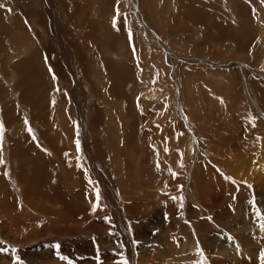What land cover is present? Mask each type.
Here are the masks:
<instances>
[{
  "label": "rangeland",
  "instance_id": "1",
  "mask_svg": "<svg viewBox=\"0 0 264 264\" xmlns=\"http://www.w3.org/2000/svg\"><path fill=\"white\" fill-rule=\"evenodd\" d=\"M25 1L0 0V4L4 5L0 7V10L3 13L6 11L10 18L19 12L16 17L21 16L23 19L25 15L31 23V25H26L28 36L36 41L37 48L42 54V68L50 75L49 77L46 75L43 82L51 87L47 98L48 118L51 117L50 120H52L50 121V129L54 133H59L64 142L67 141V143H63L64 145L67 144L65 156L68 159L66 157L65 159L71 161V156H74L75 159L71 161V164L67 161L65 163L69 164L72 169H68L59 163V156L50 144L43 139L41 127L39 128L38 124H33L32 114L27 113V109L20 106L21 93L18 92L17 95L13 96L10 92V88H14L16 85V81L13 79L8 80L11 77L7 79L3 75V60L1 58L0 85L7 87V101H13L18 106L16 108L17 112L19 116L24 118V130L28 131V135L33 137L40 144L41 149L53 158L52 160L55 164L57 163L56 165L63 166H59L56 177L52 176L51 179L48 177L46 181L51 184H57L61 181L60 184L65 191L75 196L82 195V182L80 177L73 178L68 171L70 170L73 173L74 171L80 172L82 169H86L87 174L92 177L93 185L96 186L100 194L101 206L99 205L96 208L102 207V209H99L102 214L94 217V223L99 226L103 225L105 230L104 233L100 234L99 239L96 238V241L90 230L81 231L83 228L87 229L90 222L77 223V225L74 224L77 229H80L77 233L83 234L79 235L81 237L78 239L73 235L60 234L58 240L56 237L48 240L44 238L37 242L33 241V243L21 245L17 243L15 237L12 238V235L11 237L7 236L6 229H3L1 224L0 256L1 254L4 255L5 259L0 258V264H91L90 262L93 259L96 264H111L105 258L107 252L117 255L120 247H123L120 239L121 227L118 225L121 205L118 206L120 209L115 208L114 204L111 203L112 200L110 201L111 198H114L116 202H120V198L124 195L131 201L132 199L129 196L135 198L140 193H144L138 188L142 183H147L148 179L159 182L166 172V177L170 179L173 176V171L176 174L174 177L177 181L186 182V187L181 182V194L186 197L190 193L188 186L194 180L193 178H198L201 174L198 171L200 166L215 164L212 166L221 171L223 162L219 159L210 158L211 151H213L212 145L216 144L215 135H217L216 130L213 132L215 129L213 123L223 117L229 120V115L240 113L239 111H242V108H246V106L250 107L246 109L251 112L254 111L253 114L263 120L261 126H263L264 115L261 114V106L255 100L256 98H253V91L249 88L244 77L242 76L243 83H239L237 72L234 71L233 74H230V70L239 65L232 64L228 59L222 61L215 58L213 52L216 49L217 36L213 27L216 19L213 15L215 12L212 13L209 9L213 7L211 4L215 0H58V2L55 0H28L33 3L32 8L29 10H26V4H23ZM183 1L186 3L184 6H182ZM188 2L195 5L190 4L191 7ZM244 4L251 7L250 16L252 19L260 21L259 15H257L258 18L256 16L257 10L254 5H251L250 2ZM54 5L55 7H53ZM189 7L195 10H206L208 13L211 12L210 14L214 17L210 16L198 21L189 17L187 11ZM42 8L47 18L51 20V25H43L40 19L36 20L37 23L33 22L32 17L30 19L34 12L36 13ZM236 8L237 5L235 4L229 3L227 5V13L230 17V21L229 18H226L227 23L232 24V20L236 18ZM8 9H11V11H8ZM74 12L76 13L72 14ZM185 18L187 19L185 20ZM73 19H75L74 25L71 21ZM69 23H71V26H69ZM236 23L233 22V24ZM6 24L8 25V23ZM58 24H61L62 27V31L61 28L57 29L61 31L60 34H57L55 28ZM68 27H71L72 30L70 31ZM63 28L66 31H63ZM62 35H64L65 43L61 37H58ZM206 42L208 46L205 52L202 50L205 48ZM7 43L3 53L9 56L8 64H11L10 70H13L16 63L28 56L29 51L23 52L24 50L21 49L22 53L20 46H17V48L19 47L17 49L15 47L17 44L12 41ZM63 44L69 46V49L72 50L73 56L70 60L72 67L69 66V68L67 63H64L65 60L60 53L59 57L64 66L59 70L47 61L44 50L53 47V45L60 46ZM72 47H75L78 52L73 51ZM84 57H86V60L83 59ZM83 63H86L85 66ZM114 69L120 71V74L126 78L125 90L122 89L123 91L120 94L115 93L116 95L113 91ZM146 83H149L147 89L152 93L148 98L143 99L139 94L141 87L143 89ZM223 88L225 89L223 90ZM1 102L4 101L0 100V122L3 125L2 144L5 141V145H2V148L0 147V157L2 155L0 173L4 174V177L7 176L6 178L13 185L15 194L20 196V194L23 195L24 189H22V185H18L17 179L15 180L13 176V165L10 162L12 153L10 152V144L6 142L9 127L2 118L4 104ZM233 105L237 106L239 110H234ZM101 106L106 112L103 116L104 120L102 119L101 125L103 127L95 124L96 127L98 126L96 128L92 125L94 111ZM50 107L53 108L50 109ZM224 108L226 110L231 109V112L229 113V110L225 114ZM208 110H210V113H208ZM139 118L144 119V122L147 120L144 123V129H142V125L140 126L141 131H147V134L145 133L146 138H148L147 143L142 142L137 146L125 145L124 147L125 135L123 133L129 131ZM105 123L116 129L117 136L114 132H112L114 134L112 135L103 131V129H106ZM175 126L176 128L179 127L178 130ZM164 127L167 128L164 130ZM173 127L175 130L172 129ZM227 129L232 130L233 127L228 125ZM154 130L157 131L155 134L158 135L154 134ZM232 131H235V127ZM241 131L240 128L239 132ZM149 133H153V136ZM237 134L239 133L237 132ZM254 137L256 139L257 136ZM97 140L101 146L98 151L106 153L105 164L94 158L96 152L93 151L92 147L98 142ZM247 140L248 144L251 143V137ZM77 141H79V145H77ZM101 141L103 144H101ZM136 147L139 150L142 148L140 150L142 158L140 164V160H138L140 153L135 149ZM178 149L182 150L181 155L176 156ZM67 164L65 165L67 166ZM17 165L20 166V163ZM143 165L146 167H143ZM172 168L174 169L172 170ZM220 173L223 174L222 171ZM207 177L217 180L211 174H208ZM77 181H80L81 185L77 184ZM236 185L240 186V184ZM200 196L201 193L197 192V199ZM89 199L85 200V204L87 203L90 207L94 197ZM262 200L264 201L263 195H252L251 198L247 199L246 204L259 205L260 209L264 210ZM55 207L53 206L54 209L58 208ZM126 215L129 218V223L136 222L134 221L136 216L132 211H126ZM26 218L24 219L25 225L23 224L25 228L14 226L13 234L24 236L21 235L25 233L24 229H33L34 221L39 224H43L45 221L47 223L52 222V220L44 219V216L36 214V212L33 215L29 214ZM105 219L108 220L107 224H104ZM1 222L3 221L1 220ZM58 222L60 223V220L55 219L53 223L57 224ZM54 224L48 227L49 229L52 228L53 232L56 229L55 232H57L59 225ZM185 225L187 226V224ZM140 226L142 227V224ZM38 227L44 229L42 225ZM88 242L94 244L96 255H89ZM65 244L66 247H70V250L64 247ZM56 245H59V248ZM47 255H51L54 261L37 262L40 257L42 259ZM61 257H64V259ZM118 258L114 260L115 263L119 261ZM125 259L128 261L127 258Z\"/></svg>",
  "mask_w": 264,
  "mask_h": 264
},
{
  "label": "bare ground",
  "instance_id": "2",
  "mask_svg": "<svg viewBox=\"0 0 264 264\" xmlns=\"http://www.w3.org/2000/svg\"><path fill=\"white\" fill-rule=\"evenodd\" d=\"M55 1L58 2V0ZM248 2H250L251 5H254L257 10L256 16L259 15L260 21H258V19L254 21L250 16L251 7L244 4ZM229 3L237 5L235 10L237 16L232 21L237 22L238 24L226 22V18H229L230 21V17H228L229 14L227 13V5ZM182 4V6H184L186 3L184 2ZM188 4L192 5L194 3L188 2ZM211 5H213V7L209 9L212 13L215 12L213 15L215 16L214 19H216V22L214 20L215 26L213 27L217 36V41H215V43L217 42L216 49L213 52L215 58L222 61L228 59L232 64L239 65L233 67L234 69L230 70V74H233V72L236 71L239 83H243L242 76L244 77L249 88L253 91V98H256L255 100H257L261 106V114L264 115V0H215ZM53 7H55V5ZM187 11L189 17L195 18L198 21L213 16L210 14L211 12L208 13L206 10H195L189 7ZM75 13L76 12L72 14ZM31 17L33 22L37 23L36 20L40 19L43 25L45 24L48 26L47 15L43 8L36 13L34 12L30 16V19ZM186 19L187 18H185V20ZM71 21H73L72 25H74L75 19ZM22 22L23 19L21 16H13L10 18L6 11L3 13L0 10V57L5 56L3 50H5L4 48L8 44V41L17 44L15 46L16 48L17 46H20V50H24L23 52L29 51L28 56L16 63L13 70H10V66V69H6L8 61L6 62L5 59H2L7 79L8 77H11L8 80L13 79L17 82L14 88H10V92L13 96H15V94L17 95L18 92L21 93V98L19 99L20 106L26 108L28 111L27 113L32 114L33 124H38L39 128L41 127L43 139L48 142L57 153V156H59V163L68 169H72L69 164L65 163L67 161L65 159L67 144L64 145L63 143H67V141L64 142L59 133H54L50 129V121L52 120H50L51 117L48 118L47 98L51 87L43 83L44 77L46 75L49 77L50 75L42 68V54L37 48L36 41L28 36L26 25ZM6 23H8V25ZM70 24L71 23H69V26H71ZM55 28L57 34H60L62 31L61 24H58ZM58 28H61V31L57 30ZM64 29L65 28H63V31H66ZM68 29L70 31L72 30L71 27H68ZM189 31L190 30L188 29V32ZM58 37H61V39H63L62 41L65 43L64 35ZM54 45L53 47H48L44 50L47 61L50 62L55 69L59 70L64 66L65 62L68 67H72L70 60L73 53L72 50L69 49V46L67 47L65 44L60 46ZM207 46L208 44L206 42L205 48ZM72 48L73 51H77L75 47ZM205 48L202 51L206 52L207 48ZM40 49L42 50V48ZM60 53L65 60L64 63L59 57ZM83 59L86 60V57ZM84 64L86 63H83V65ZM120 73V71L114 69V94H120L125 86L126 78ZM148 84L149 83H146L143 89L141 87L139 95H141L143 99L148 98L152 93L147 89L149 86ZM224 89L225 88H223V90ZM0 92L1 96L4 98L2 99L4 102H1L4 104L2 118L9 127L6 142L10 144V152L12 153V159H10V162L13 165L12 172L15 180L17 179L18 185H22L23 188H21L24 189L23 195L20 194V196H17L10 180L6 178L7 176L4 177L5 175L3 174V176L0 173L1 227L6 229L7 236L11 237L12 235V238L15 237L14 239H16L17 243L26 245L44 238L48 240L52 237H56L58 240L59 236L66 234L73 235L78 239L81 237L79 235L83 234L77 233L80 229H77L74 224L77 225V223L84 224V222H90L89 227L87 229L83 228L81 231L90 230L97 241V239L101 237L100 234L104 233L105 229L103 225L99 226L94 223V217L102 214L101 210H99L100 208L102 209V207L99 209L93 208L97 203L101 206V202L100 200L98 202L96 200L97 189L96 186L93 185V181L91 180L92 177L87 174V171H85L86 169H82L80 172L74 171L73 173L70 170L68 171L69 174H72L73 178L80 177V181L82 182V195L78 192L79 195L75 196H72L65 191L60 184L61 181L57 184L47 182L46 179L48 177H50V179L52 176L56 177L59 166L61 167L62 165H56L57 163L55 164L53 162V158L41 149L39 146L40 144H38L33 137L28 135V131L24 130V118L23 116H19L17 112L16 108L18 106L13 101H7V91L5 89L2 88ZM103 103L105 104V102ZM236 104L238 105V103ZM234 105L233 109L238 111V107ZM248 107L246 106V108ZM52 108L53 107H50V109ZM246 108H242V111H239L240 113L237 112L235 115H229V120L228 118L223 117L219 121L213 123V126L215 127L213 132L216 130L217 135L213 133L216 136V144L212 145L213 151H211L210 158L219 159V161L223 162V165L221 166L223 174L220 173L221 171L218 168L212 166L215 164H207V166H205V164L200 166L198 171L201 174L198 178H193L194 180L188 186L190 193L186 197L181 194V182L185 187L186 182L181 180L177 181L174 175L168 179L165 175L166 172L163 174L161 181L159 182H154L152 179H148L147 183H142L138 188L144 193H140L142 195L140 196L139 194L138 197L135 198L129 196V198L132 199L131 201L124 197V195L120 198V202H116L114 198L110 199L115 208L121 205L119 216H117L119 217L118 225L121 227L120 239L123 247H120V251L117 252V255L112 252H107L105 258L108 262L111 264H125V258H127V264H264V210H261L259 205L254 206L246 204V202H248L247 199L251 198L252 195L264 196V122L263 126H261L263 120L260 117L257 118L253 114L254 111L251 112ZM229 110L225 109L224 113L226 114L228 111L230 113L231 109ZM62 111L64 110L62 109ZM94 112V122L92 125L96 127V125L99 126L102 124V119L106 112L102 106L97 108ZM61 113L62 112H60V114ZM208 113H210V110H208ZM143 120L144 119L139 118L133 127L131 126L129 131L123 133L125 135L124 147L125 145L137 146V144L142 142L147 143V131L140 130L141 125L142 129H144V123L147 121L145 120L144 122ZM228 125L233 127L232 130H234L235 127V131L233 132L231 129H227ZM98 126L96 128H98ZM101 126L103 127V125ZM104 126L106 129H103V131L107 132L106 134H112V132H114L115 136H117L116 129L111 128L107 123H105ZM166 128L167 127H164V130ZM175 128L173 127L172 129L175 130ZM178 128H176V130H178ZM240 128L242 130L241 132H239ZM236 131L239 134H237ZM156 132L157 131L154 130V134ZM152 134L153 133H149V135ZM254 136H257L256 139ZM249 137H251V143L249 142L248 144L247 139ZM2 141H0V147L5 145V141L3 144ZM101 144H103L102 141ZM99 148L101 149V146L98 141L92 147L93 151L96 152L94 158L99 160L98 162L105 164L106 153L98 151ZM135 149L139 153L140 150H142V148L139 150L138 147ZM181 151L182 150L178 149L176 156L181 155ZM1 158L2 155L0 159ZM184 158L186 157L184 156ZM74 159V156H71V161ZM113 159L114 158L112 157V160ZM138 160H140V164L142 162L141 153ZM1 161L0 165H2ZM71 161L67 162H70L71 164ZM18 163H20V166L17 165ZM65 164H67V166ZM143 167L146 166L143 165ZM29 169H31V171H29ZM173 169L174 168H172V170ZM173 173L175 172L173 171ZM208 174H211L217 180L209 179V177H207ZM58 175L60 176L59 173ZM145 176L147 175L145 174ZM80 181H77V184H80ZM236 184H240V186ZM249 185L251 187H249ZM197 192L201 193V196L198 199ZM91 197H94V199L92 200L93 204L91 203V206L89 207L87 203L85 204V200H90L89 198ZM172 197H177V199L173 200ZM53 206H56L59 209H54ZM128 210L132 211L136 216L134 219L136 222H132V224L129 223V218L126 215V211ZM35 212L36 214L38 213L44 216V219L52 220V222L47 223L45 221L43 224H39L37 221H34V224L37 226H32L33 229L31 230L24 229L25 233L21 234L24 236L21 237L19 234H13L14 226H23L25 228L24 219L26 216L28 217L29 214L33 215ZM23 216H25V218H23ZM151 216L154 217L150 218ZM55 219L60 220V223H57L59 225L57 232H55L56 229L54 227V232L52 231V228L49 229V227L54 224L53 222ZM1 220L3 222H1ZM104 222V224H107L108 220L105 219ZM68 223L71 224L68 225ZM141 224L142 227L140 226ZM185 224H187V226ZM39 225H42L44 229L42 230L41 227L39 228ZM16 231L18 230L16 229ZM88 244L89 247L87 249H89V255H96L94 244L90 242H88ZM102 244L105 245L104 243ZM66 246L67 245L65 244L64 247ZM66 248L70 250V247ZM0 258L5 259V256L1 254ZM116 258L119 259L117 263L114 262ZM120 259L123 260L124 263ZM47 260L54 261L51 255H47L42 257V259L40 257L37 262L39 263ZM90 263L96 264L94 259L91 260Z\"/></svg>",
  "mask_w": 264,
  "mask_h": 264
},
{
  "label": "crops",
  "instance_id": "3",
  "mask_svg": "<svg viewBox=\"0 0 264 264\" xmlns=\"http://www.w3.org/2000/svg\"><path fill=\"white\" fill-rule=\"evenodd\" d=\"M23 4H26V7H25L26 10L31 9V8H32V5H33V3H32L31 1H28V0H26L25 3H23ZM17 14H19V12L16 13L14 16H16ZM59 20H60V18H59ZM47 21H48L47 24H48V25H51V22H50L51 20H50L49 18H47ZM23 22H24L25 25H31V24L29 23V21H28V19H27V17H26L25 15L23 16ZM44 25H45V24H44ZM3 57H4V58H3ZM3 57H0L1 60H2V58H3V59H5L6 62H7L9 56H6V55H5V56H3ZM6 58H7V59H6ZM9 66L11 67V64H8V62H7V64H6V69H7V68L10 69ZM4 70H5V68H4V64H3V71H2V72H4L3 75L6 77V75H5V71H4ZM6 78H7V77H6ZM16 83H17V82H16ZM0 88H1V89H0V91H1L2 88L6 90L7 87H6V86H2V85H0ZM2 99H4V98L1 96V92H0V100H1V101H4V100H2ZM5 100H6V98H5Z\"/></svg>",
  "mask_w": 264,
  "mask_h": 264
},
{
  "label": "snow or ice",
  "instance_id": "4",
  "mask_svg": "<svg viewBox=\"0 0 264 264\" xmlns=\"http://www.w3.org/2000/svg\"><path fill=\"white\" fill-rule=\"evenodd\" d=\"M4 5H2V4H0V7H3ZM8 11H11V9H8ZM117 11H118V9H117ZM29 131H31V129H29ZM2 132H3V125H2V122H0V141H2ZM77 145H79V141H77ZM173 175H175V173H173ZM249 187H251L250 185H249ZM99 199H100V194H99V192L97 191V194H96V200H97V202L99 201ZM172 199L173 200H176L177 199V197H172ZM182 199V198H181ZM182 206V205H181ZM96 207H99V204L97 203V204H95L94 206H93V208L95 209ZM56 247L57 248H59V245H56ZM62 259H64V257H61ZM125 264H127V261H125Z\"/></svg>",
  "mask_w": 264,
  "mask_h": 264
}]
</instances>
